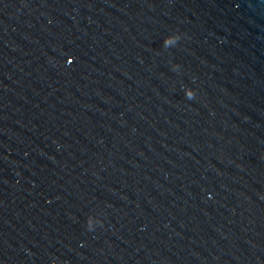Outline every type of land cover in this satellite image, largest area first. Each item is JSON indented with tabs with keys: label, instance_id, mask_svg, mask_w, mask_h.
Masks as SVG:
<instances>
[{
	"label": "water",
	"instance_id": "1",
	"mask_svg": "<svg viewBox=\"0 0 264 264\" xmlns=\"http://www.w3.org/2000/svg\"><path fill=\"white\" fill-rule=\"evenodd\" d=\"M0 264H264V0H0Z\"/></svg>",
	"mask_w": 264,
	"mask_h": 264
}]
</instances>
